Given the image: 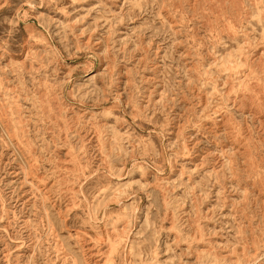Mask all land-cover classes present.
<instances>
[{
    "label": "rangeland",
    "instance_id": "1",
    "mask_svg": "<svg viewBox=\"0 0 264 264\" xmlns=\"http://www.w3.org/2000/svg\"><path fill=\"white\" fill-rule=\"evenodd\" d=\"M93 263L264 264V0H0V264Z\"/></svg>",
    "mask_w": 264,
    "mask_h": 264
},
{
    "label": "bare ground",
    "instance_id": "2",
    "mask_svg": "<svg viewBox=\"0 0 264 264\" xmlns=\"http://www.w3.org/2000/svg\"><path fill=\"white\" fill-rule=\"evenodd\" d=\"M217 4V3H216ZM223 7V6H222ZM97 136V135H96ZM49 160V159H48ZM51 161V160H50ZM70 161V160H69ZM30 164V163H29ZM32 167V166H31ZM36 168V167H35ZM33 169V168H32ZM58 169V168H57ZM62 169V168H61ZM50 170V169H49ZM66 170V169H65ZM62 171V170H61ZM48 174V173H47ZM52 175V174H51ZM45 177V176H44ZM39 181V180H38ZM57 181V180H56ZM59 184V183H58ZM70 191V190H69ZM69 193V192H68ZM73 193V192H72ZM76 193V192H75ZM79 193V192H78ZM77 193V194H78ZM75 205V204H74ZM73 207V206H72ZM96 242V241H95ZM97 243V242H96ZM86 245V244H85ZM95 248V247H94ZM96 250V249H95ZM103 251V250H102ZM101 252V251H100ZM99 253V252H98ZM90 254V253H89ZM96 253H94V255H95ZM98 255V254H97ZM96 255V256H97ZM106 255V254H105ZM92 256H93V254H92ZM104 256V255H103ZM97 258V257H96ZM108 258V257H107ZM94 264V263H93Z\"/></svg>",
    "mask_w": 264,
    "mask_h": 264
}]
</instances>
